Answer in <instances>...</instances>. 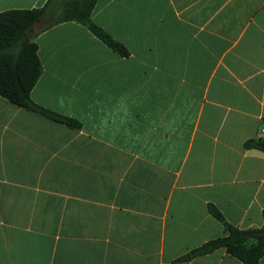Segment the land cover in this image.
Masks as SVG:
<instances>
[{
    "label": "crops",
    "instance_id": "crops-1",
    "mask_svg": "<svg viewBox=\"0 0 264 264\" xmlns=\"http://www.w3.org/2000/svg\"><path fill=\"white\" fill-rule=\"evenodd\" d=\"M48 0H0V13ZM30 29L31 101L0 97V264H242L224 249L180 260L264 220V0H96L83 25ZM257 264H264V257Z\"/></svg>",
    "mask_w": 264,
    "mask_h": 264
},
{
    "label": "trees",
    "instance_id": "trees-1",
    "mask_svg": "<svg viewBox=\"0 0 264 264\" xmlns=\"http://www.w3.org/2000/svg\"><path fill=\"white\" fill-rule=\"evenodd\" d=\"M50 1L41 8L0 13V97L53 122L78 129V121L34 104L29 96L42 71L37 45L29 32L33 25L47 16ZM95 2L96 0H66L61 6L59 16L48 19L47 27L75 21L117 55L128 56V51L122 44L91 20L90 14ZM244 146L264 152V143L261 140L247 141ZM207 208L209 214L223 225L226 234L202 244L180 260L206 255L217 249H224L229 256L242 264H257L264 257V220L259 229L240 230L226 223L214 206L209 204Z\"/></svg>",
    "mask_w": 264,
    "mask_h": 264
},
{
    "label": "built area",
    "instance_id": "built-area-1",
    "mask_svg": "<svg viewBox=\"0 0 264 264\" xmlns=\"http://www.w3.org/2000/svg\"><path fill=\"white\" fill-rule=\"evenodd\" d=\"M260 134L262 135V136H264V120L261 122V125H260Z\"/></svg>",
    "mask_w": 264,
    "mask_h": 264
}]
</instances>
